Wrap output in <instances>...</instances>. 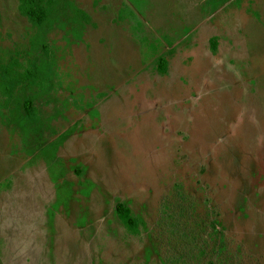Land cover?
<instances>
[{
    "label": "rangeland",
    "instance_id": "obj_1",
    "mask_svg": "<svg viewBox=\"0 0 264 264\" xmlns=\"http://www.w3.org/2000/svg\"><path fill=\"white\" fill-rule=\"evenodd\" d=\"M22 1L0 0V264H264V0Z\"/></svg>",
    "mask_w": 264,
    "mask_h": 264
},
{
    "label": "trees",
    "instance_id": "obj_2",
    "mask_svg": "<svg viewBox=\"0 0 264 264\" xmlns=\"http://www.w3.org/2000/svg\"><path fill=\"white\" fill-rule=\"evenodd\" d=\"M20 7L22 9V12L38 20H41L46 15L45 8L41 6L36 0H23L21 2ZM72 7L81 18H87L86 14L82 10H80L75 6ZM9 74L10 77H8L5 81L1 82L0 84V89H2L6 94H11V91L18 79L16 73L11 71V73ZM26 101L23 103V106L24 109L26 110V113L30 116L31 105L28 104L29 101L28 102ZM116 213L118 218L122 221V223L128 229V231L134 234L139 232L138 221L133 216L130 207L120 203L116 208Z\"/></svg>",
    "mask_w": 264,
    "mask_h": 264
}]
</instances>
